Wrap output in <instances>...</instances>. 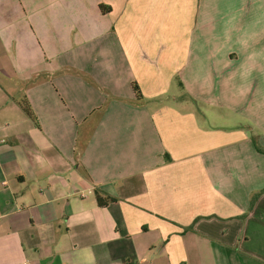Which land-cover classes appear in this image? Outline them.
Instances as JSON below:
<instances>
[{"label": "crops", "instance_id": "obj_1", "mask_svg": "<svg viewBox=\"0 0 264 264\" xmlns=\"http://www.w3.org/2000/svg\"><path fill=\"white\" fill-rule=\"evenodd\" d=\"M253 140L264 0H0V264H264Z\"/></svg>", "mask_w": 264, "mask_h": 264}, {"label": "trees", "instance_id": "obj_2", "mask_svg": "<svg viewBox=\"0 0 264 264\" xmlns=\"http://www.w3.org/2000/svg\"><path fill=\"white\" fill-rule=\"evenodd\" d=\"M100 9H101V12L103 14L109 13L111 11V7L107 6L105 4H101ZM179 84H180V86L183 85L181 81H179ZM133 89L135 91L137 100L141 101L143 99V94L141 92L140 87L138 86V84L136 82L133 83ZM24 110L31 118H34L33 114H32V110L30 109L29 106L24 105ZM253 142H254L256 150L260 153H264V149L258 144L257 140H253ZM258 196H259V194L255 195V198ZM96 197H97V201H98V204L100 207H105L108 204L116 201V198L111 197V196H105L104 194H102L99 191H96ZM255 198H254V200H255Z\"/></svg>", "mask_w": 264, "mask_h": 264}, {"label": "rangeland", "instance_id": "obj_3", "mask_svg": "<svg viewBox=\"0 0 264 264\" xmlns=\"http://www.w3.org/2000/svg\"><path fill=\"white\" fill-rule=\"evenodd\" d=\"M178 78V77H177ZM177 78H175L174 79V86H173V88H172V92H171V94L172 95H174L175 93H176V95L179 97V98H181L183 95H184V93L182 94V90H181V87H180V84H179V80L177 79ZM170 96V95H169ZM167 100H173V99H169V98H167ZM180 103L181 102H183V99H180V100H178ZM173 102H176L177 103V101H176V99H175V101H173ZM196 108V107H195ZM200 109H201V112L202 113H205V111L206 110H204L202 107H200ZM200 112V114H202Z\"/></svg>", "mask_w": 264, "mask_h": 264}, {"label": "built area", "instance_id": "obj_4", "mask_svg": "<svg viewBox=\"0 0 264 264\" xmlns=\"http://www.w3.org/2000/svg\"><path fill=\"white\" fill-rule=\"evenodd\" d=\"M23 264H28L27 262H24Z\"/></svg>", "mask_w": 264, "mask_h": 264}]
</instances>
